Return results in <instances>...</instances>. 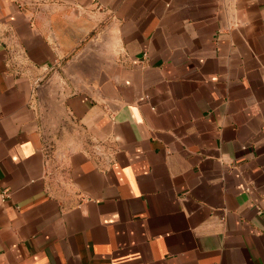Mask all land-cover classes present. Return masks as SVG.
<instances>
[{"label": "crops", "instance_id": "crops-1", "mask_svg": "<svg viewBox=\"0 0 264 264\" xmlns=\"http://www.w3.org/2000/svg\"><path fill=\"white\" fill-rule=\"evenodd\" d=\"M0 264H264V0H0Z\"/></svg>", "mask_w": 264, "mask_h": 264}, {"label": "clouds", "instance_id": "clouds-1", "mask_svg": "<svg viewBox=\"0 0 264 264\" xmlns=\"http://www.w3.org/2000/svg\"><path fill=\"white\" fill-rule=\"evenodd\" d=\"M236 0H232L233 6L235 5ZM234 24H239V20L237 17L230 16L229 17V27H232Z\"/></svg>", "mask_w": 264, "mask_h": 264}]
</instances>
